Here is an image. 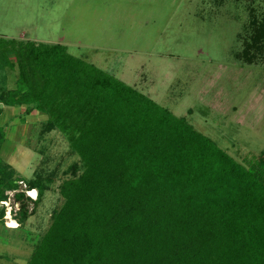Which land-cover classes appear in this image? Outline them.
<instances>
[{"label":"trees","instance_id":"obj_1","mask_svg":"<svg viewBox=\"0 0 264 264\" xmlns=\"http://www.w3.org/2000/svg\"><path fill=\"white\" fill-rule=\"evenodd\" d=\"M250 31L246 63L264 52V22L252 17ZM3 107L45 116L42 134L59 132L78 157L26 264H264V150L238 162L61 44L0 38V116ZM53 181L24 179L0 158V222L8 192L21 227Z\"/></svg>","mask_w":264,"mask_h":264},{"label":"rangeland","instance_id":"obj_2","mask_svg":"<svg viewBox=\"0 0 264 264\" xmlns=\"http://www.w3.org/2000/svg\"><path fill=\"white\" fill-rule=\"evenodd\" d=\"M252 17L264 22V0H0V38L67 46L242 162L264 150V52L252 51V63L242 57ZM15 77L16 69L9 87ZM22 112L3 107L0 158L24 179L54 181L21 227L8 226L18 210L8 192L0 264L28 262L63 204L64 172L78 162L59 132L42 134L45 116Z\"/></svg>","mask_w":264,"mask_h":264},{"label":"bare ground","instance_id":"obj_3","mask_svg":"<svg viewBox=\"0 0 264 264\" xmlns=\"http://www.w3.org/2000/svg\"><path fill=\"white\" fill-rule=\"evenodd\" d=\"M31 194H32V195H29V197H32V196H33V193H32V192H31ZM7 218H8V217H7ZM8 220H9V219H8ZM10 220H11V218H10ZM10 220H9V223H8L9 225H8V226H9V227H16L17 223H16L15 221H13V220H11V221H10Z\"/></svg>","mask_w":264,"mask_h":264},{"label":"clouds","instance_id":"obj_4","mask_svg":"<svg viewBox=\"0 0 264 264\" xmlns=\"http://www.w3.org/2000/svg\"><path fill=\"white\" fill-rule=\"evenodd\" d=\"M32 191H34L36 194H35V198H34V200L37 198V191L36 190H32Z\"/></svg>","mask_w":264,"mask_h":264},{"label":"built area","instance_id":"obj_5","mask_svg":"<svg viewBox=\"0 0 264 264\" xmlns=\"http://www.w3.org/2000/svg\"><path fill=\"white\" fill-rule=\"evenodd\" d=\"M32 191V190H31Z\"/></svg>","mask_w":264,"mask_h":264}]
</instances>
